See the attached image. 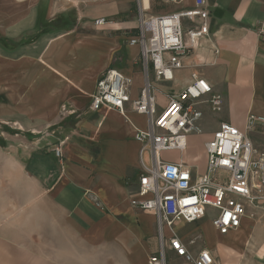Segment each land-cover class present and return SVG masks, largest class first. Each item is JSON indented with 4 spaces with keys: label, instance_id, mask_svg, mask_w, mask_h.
<instances>
[{
    "label": "crops",
    "instance_id": "0c3cea01",
    "mask_svg": "<svg viewBox=\"0 0 264 264\" xmlns=\"http://www.w3.org/2000/svg\"><path fill=\"white\" fill-rule=\"evenodd\" d=\"M141 4L160 15L194 0ZM206 6L210 36L182 57L172 81L154 82L157 110L194 75L205 78L223 104L217 111L209 96L198 102L200 121L210 127L196 154L205 155V142L230 122L251 140L255 157L264 158V124L246 129L249 114L264 116V0H206ZM137 7L138 0H0V128L8 129L1 131L7 143L6 152L0 147V189L9 193L0 197V264H148L158 252L155 216L131 204L141 174L135 135L148 117L130 103L125 115L89 107L109 68L132 78V99L140 94V48L129 43ZM99 18L106 22L97 25ZM33 220L39 248L31 245ZM199 223L209 230L194 248L216 249L226 264L235 248H264V204L247 206L240 228L226 235L207 215L174 231L188 241Z\"/></svg>",
    "mask_w": 264,
    "mask_h": 264
},
{
    "label": "built area",
    "instance_id": "2783aa9c",
    "mask_svg": "<svg viewBox=\"0 0 264 264\" xmlns=\"http://www.w3.org/2000/svg\"><path fill=\"white\" fill-rule=\"evenodd\" d=\"M208 17L206 0H194L190 8L160 15L149 14L138 0L137 28L129 43L140 48L145 76L140 94L132 99V78L109 68L98 79L89 106L93 111L113 107L125 115L130 103L134 111L148 117L147 127L135 135L140 143L141 174L139 196L131 200L134 207L152 213L156 219L159 250L148 264H167V249L188 263L222 264L212 249L194 248L203 240L201 231L184 241L175 233V226L182 221L195 222L213 210V226L226 235L240 228L247 206L264 204V158L255 157L251 140L238 126L222 122L205 142L202 171L183 158L191 135L201 132L198 102L209 96L207 101L214 110L222 108V95L215 93L205 78L194 75L184 89L167 95L161 112L157 110L154 82L172 81L174 71L183 67L182 57L210 36ZM197 20L202 22L198 26ZM188 21L190 25H186ZM105 22L106 18L96 20L97 25ZM259 123L264 124V116L249 114L246 129ZM63 144L60 141L54 148L58 157L62 156ZM167 152H177L181 157L172 161Z\"/></svg>",
    "mask_w": 264,
    "mask_h": 264
},
{
    "label": "rangeland",
    "instance_id": "374dc122",
    "mask_svg": "<svg viewBox=\"0 0 264 264\" xmlns=\"http://www.w3.org/2000/svg\"><path fill=\"white\" fill-rule=\"evenodd\" d=\"M200 123V128L201 132L199 133H194L191 135V141H190V146L188 150L186 151V154H184L183 158L187 159L191 163H195L197 170L202 171L204 168V161H205V155L201 157L200 154H196V148L198 145V142L200 139H202V133L205 132L207 129H209L210 124L205 123L204 120L199 121ZM12 130V129H10ZM1 131L7 132L8 129L5 128L4 130L0 128V139L4 141V144L6 145L7 136H3L1 134ZM0 147H2V151L6 152L5 148H3V145L0 142ZM6 147V146H4ZM166 157L169 158H180L181 156L177 152H167ZM1 160L4 159L3 156L0 157ZM8 191L5 188L4 191L0 189V197H6L8 196ZM1 205V202H0ZM2 206V205H1ZM7 209V207H6ZM214 214L213 210H209L207 214V219L210 220L212 219ZM39 228V221L33 220L32 221V232H33V237H32V248H39V238L38 236H34V230H38ZM197 230H200L203 233H206L209 230V226L207 223H199L197 224V227L192 229L191 228V233L194 234ZM47 242L49 243L51 241V238H47ZM27 242V238H26ZM215 249V248H214ZM215 254L218 256L219 261L222 263L223 260L221 259V256L219 255V252L215 249ZM166 259H167V264H192L186 262L183 258L178 257L173 251H170L169 249L166 250ZM225 262V263H224ZM223 263L226 264V261ZM229 264H264V248H235Z\"/></svg>",
    "mask_w": 264,
    "mask_h": 264
},
{
    "label": "trees",
    "instance_id": "16d2710c",
    "mask_svg": "<svg viewBox=\"0 0 264 264\" xmlns=\"http://www.w3.org/2000/svg\"><path fill=\"white\" fill-rule=\"evenodd\" d=\"M0 142H1V144L4 146L5 144H4V141L2 140V139H0Z\"/></svg>",
    "mask_w": 264,
    "mask_h": 264
}]
</instances>
